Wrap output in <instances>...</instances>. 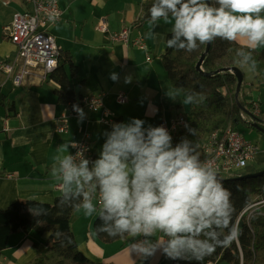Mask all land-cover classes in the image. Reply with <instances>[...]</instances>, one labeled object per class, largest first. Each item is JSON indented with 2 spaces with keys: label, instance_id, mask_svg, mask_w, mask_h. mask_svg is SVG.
<instances>
[{
  "label": "crops",
  "instance_id": "1",
  "mask_svg": "<svg viewBox=\"0 0 264 264\" xmlns=\"http://www.w3.org/2000/svg\"><path fill=\"white\" fill-rule=\"evenodd\" d=\"M58 1L64 14L50 32L60 52L69 53L78 68V74L71 79L77 103L86 96H104L112 121L102 123L101 111H89L81 104L78 107L83 116L80 111L77 117L71 116L72 105L58 101L56 91L59 86L48 78L40 80L39 74L27 79L23 86L14 87L9 83L2 87L0 93L6 97L8 105L0 104V171L14 175V178H0V209L17 201L55 202L61 189L50 172L56 157L62 155L57 152L62 144L77 143L86 138L97 159L106 140L105 133L111 131L113 124L140 119L145 122V128L159 127L162 121L187 117L190 111V104L182 103L184 93L172 86L162 59L172 25L163 20L156 25H150L149 21L139 23L143 0ZM31 9L32 5L24 0H0V59L16 54V47L6 31L14 14ZM101 17L109 20L112 32L130 28L131 43L112 42L108 34L100 33L96 25ZM150 31L154 33L151 37ZM138 38L145 40L146 50L132 44ZM237 42L247 46L244 40ZM256 49L264 51V46ZM254 83L264 87V80L254 79L246 89L252 88ZM169 91L178 93L175 99L168 96ZM120 93L127 96L124 103L117 101ZM254 102L260 103L257 100L244 103L249 104V110ZM11 106L14 110L9 112ZM62 116H66L68 123L65 133L57 131V121ZM244 125L251 130L249 135L253 138L242 135L259 146L263 137L254 136V130ZM70 151L73 153L74 148ZM249 166L264 169V148H260ZM97 215L86 216L81 209L71 220L78 249L91 261L102 264L162 263L165 256L159 252L141 261L131 250L130 245L134 242L131 237L127 242L102 244L92 228ZM49 236V233L39 235L22 231L12 234L0 264H31L45 250ZM139 239L142 237L135 238Z\"/></svg>",
  "mask_w": 264,
  "mask_h": 264
},
{
  "label": "clouds",
  "instance_id": "2",
  "mask_svg": "<svg viewBox=\"0 0 264 264\" xmlns=\"http://www.w3.org/2000/svg\"><path fill=\"white\" fill-rule=\"evenodd\" d=\"M161 20L172 25L166 44L176 51L191 53L217 39L244 40L250 49L264 46V0H155L149 24ZM237 56L242 66L256 70L250 51L238 50ZM167 94L175 99L178 93ZM201 95L188 94L182 103H199ZM144 124H113L94 161L83 151L73 155V142L57 148L62 155L50 175L61 189L60 203L76 201L77 211L98 214L97 232L133 238L131 250L141 261L159 252L171 261L202 262L238 238L231 192L216 169L200 160L193 141L183 138L173 146L165 127Z\"/></svg>",
  "mask_w": 264,
  "mask_h": 264
},
{
  "label": "trees",
  "instance_id": "3",
  "mask_svg": "<svg viewBox=\"0 0 264 264\" xmlns=\"http://www.w3.org/2000/svg\"><path fill=\"white\" fill-rule=\"evenodd\" d=\"M26 2V0H24ZM155 0H148L143 4V11L139 23L149 21V9ZM171 38V34L167 39ZM206 50V45H201L198 50L188 53L170 49L166 44L163 56L164 67L168 78L174 88L180 89L185 98L188 94L201 93L199 103L190 104L187 115L189 127L179 131L173 138V146L183 138L193 141L197 147L200 160L204 156L200 147L206 138L216 130H223L229 125L236 128L241 123L242 111L235 103V91L237 78L232 73H217L218 70L229 67L239 68L243 72V66L238 63V50L250 51L257 62L254 71L256 80H264V51L250 49L239 42H226L217 39L212 43V48L206 56L202 70L207 76L197 71L196 65L201 55ZM78 74V68L74 64L69 53L60 52L57 69L48 75V80L56 83L59 89L56 91L58 101L78 107L75 91L71 79ZM244 79L240 93L241 107L248 109L249 104L241 101V95L246 89ZM0 104L7 107L6 97L0 93ZM9 112L14 107H8ZM260 126L264 128V111H261ZM253 130L249 122H244ZM190 130H195V135ZM257 131V130H256ZM259 132V131H257ZM260 133V132H259ZM264 138V134L260 133ZM254 166H248L244 173H240L230 179L221 180L223 186L231 192V201L235 209L233 223L238 226V238L227 247H217L215 252L206 256L202 262L177 260L175 264H219L223 261L228 264H264V206H255L256 202L264 200V175L248 180L234 181L232 178L254 174L262 171ZM257 198L255 200L254 198ZM61 195L53 204H45L36 201H17L5 209H0V258L8 248L12 234L31 232L43 235L49 233L46 248L41 256L31 264H102L95 263L79 251L78 245L71 228V220L77 210L73 201L61 205ZM33 210V211H32ZM41 210L46 214H40ZM100 223L97 215L93 223V231L102 244H111L117 241L127 242L129 237L121 239L113 238L106 233L97 232ZM172 261L164 258L161 264H171Z\"/></svg>",
  "mask_w": 264,
  "mask_h": 264
},
{
  "label": "built area",
  "instance_id": "4",
  "mask_svg": "<svg viewBox=\"0 0 264 264\" xmlns=\"http://www.w3.org/2000/svg\"><path fill=\"white\" fill-rule=\"evenodd\" d=\"M146 1L148 0H143V2ZM26 2L32 5V9L24 13H15L11 25L6 29L10 41L16 47V54L14 57L0 59V89L9 83L14 87L23 86L27 79L36 74H39L40 80L48 78V75L54 72L59 65L60 49L50 32V28L57 25L64 14L59 1L26 0ZM50 17L55 19L52 20ZM96 28L100 33L108 34L112 42L131 43L130 28L112 32L106 17L99 19ZM132 44L141 50L147 49L143 38L133 40ZM126 100L127 96L124 93L118 94L119 103H124ZM80 104L89 111H101L104 116L102 123L109 124L112 121V113L105 105L104 96H86ZM78 110L79 107H73L71 116L77 117ZM248 111L257 118L260 117L262 110L260 104L254 102ZM240 118L242 122L253 121L252 117L243 112ZM159 126L165 127L174 138L177 132L189 127V121L187 117L179 116L170 122L162 121ZM67 129L66 116H62L57 121V131L65 133ZM75 144L77 147L74 148L73 155L78 151H83L85 158L95 160L93 148L86 138ZM259 151L260 148L256 143L247 140L232 125L212 132L200 147V152L204 156L203 162L210 163L222 177H233L242 173L241 170L250 165ZM1 177L14 178V175L2 174L0 171Z\"/></svg>",
  "mask_w": 264,
  "mask_h": 264
},
{
  "label": "water",
  "instance_id": "5",
  "mask_svg": "<svg viewBox=\"0 0 264 264\" xmlns=\"http://www.w3.org/2000/svg\"><path fill=\"white\" fill-rule=\"evenodd\" d=\"M211 48H212V43L206 44V50L201 55L197 65H196L197 71L201 72L202 74H205L202 70V65L204 63L206 56L209 54ZM217 73H232L236 76L237 86H236V91H235V103H236V105H238L239 109L243 113H246L248 116L252 117L253 121L250 122V125L253 128H255L257 131H259L260 133L264 134V128L260 126V120H258V118H256V117H253L247 109L241 107V105H240L239 97H240V93H241L242 84L244 82V73L239 68H236V67L223 68V69L218 70ZM205 75L212 76V74H205ZM263 175H264V170H262L258 173L248 174V175H244V176L237 177V178H232L231 180L241 181V180L255 179V178H259ZM218 177L221 180H224V178L220 174H218ZM176 261H172L171 264H175Z\"/></svg>",
  "mask_w": 264,
  "mask_h": 264
},
{
  "label": "rangeland",
  "instance_id": "6",
  "mask_svg": "<svg viewBox=\"0 0 264 264\" xmlns=\"http://www.w3.org/2000/svg\"><path fill=\"white\" fill-rule=\"evenodd\" d=\"M243 73H244V79L247 83V85H251L254 82V77L256 76L254 71H250L248 69V67L244 66L243 68ZM252 100H257L260 103V107L261 110L264 111V87H260L258 86L257 83H254V86L252 88H250L249 86L247 87V89L244 91V93L241 95V101L242 102H251ZM237 129L239 130V132L245 136H247L248 138H253L250 137V129H248L242 122L237 124ZM254 132V136L260 137V133L257 132L256 130L252 131ZM259 146L260 148H264V138H262V140L259 141ZM247 169V168H246ZM246 169L241 170L242 173H244L246 171ZM225 179H230L231 177H226L224 176ZM255 200H257V198H254ZM262 205L264 206V200L260 201V202H256L255 206H259ZM219 264H228L227 262L223 261Z\"/></svg>",
  "mask_w": 264,
  "mask_h": 264
}]
</instances>
